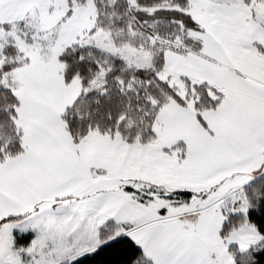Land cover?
Here are the masks:
<instances>
[{
  "label": "snow or ice",
  "instance_id": "6c2138e0",
  "mask_svg": "<svg viewBox=\"0 0 264 264\" xmlns=\"http://www.w3.org/2000/svg\"><path fill=\"white\" fill-rule=\"evenodd\" d=\"M0 264H264V0H0Z\"/></svg>",
  "mask_w": 264,
  "mask_h": 264
}]
</instances>
